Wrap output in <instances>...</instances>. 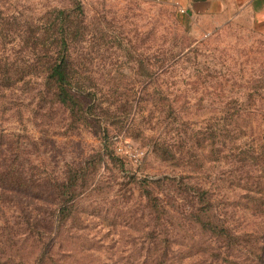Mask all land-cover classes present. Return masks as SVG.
<instances>
[{"label": "rangeland", "instance_id": "1", "mask_svg": "<svg viewBox=\"0 0 264 264\" xmlns=\"http://www.w3.org/2000/svg\"><path fill=\"white\" fill-rule=\"evenodd\" d=\"M252 9L213 26L156 0H0V68L33 70L0 82V250L18 249L10 264H264V218L230 202L244 168L219 141L211 152L191 145L239 103L252 136L264 137V20ZM55 34L66 44L48 39ZM181 48L187 58L157 76L159 60ZM58 52L88 88H71L74 104L44 84ZM161 88L189 102L183 124L164 126L159 108L144 107ZM161 130L174 159L153 150ZM196 184L229 199L221 216L253 231L258 256L214 244L193 224Z\"/></svg>", "mask_w": 264, "mask_h": 264}, {"label": "trees", "instance_id": "2", "mask_svg": "<svg viewBox=\"0 0 264 264\" xmlns=\"http://www.w3.org/2000/svg\"><path fill=\"white\" fill-rule=\"evenodd\" d=\"M48 39H51L59 45L66 44L65 40L56 34L49 36ZM188 53L189 50L181 48L175 51V53L162 57L156 67V75L162 76L169 73L175 63L187 58ZM11 71L13 72V76L7 73L6 68L1 67L0 82L12 79L14 83L21 82L29 75H32L33 70L28 66H24L17 68L15 71L11 69ZM43 71L45 73L43 76L44 84L48 85L51 83V88L53 87L54 89L53 96L61 104L69 102L72 104L75 103L76 99L73 94L76 93L72 92L71 88H76L83 92L88 89L83 85L77 84V82L73 80V76H69L67 68L63 64V58L59 52ZM143 89L147 91L148 83L143 86ZM180 97L181 94L177 93V90H170V92H167V90L161 88L157 91L156 98H145L143 104L145 108H147L148 104H151L153 107L159 108V113L165 114V116H159L161 123L165 122L169 124L172 119L181 125L183 124L184 116L180 112L188 106L189 102L179 100ZM233 102L237 101H225L222 108L226 110L231 109V105L234 106L237 104ZM132 104L133 101H131L129 107ZM238 106L235 112H226L225 115L220 117L221 127L219 129L214 128L210 123L206 124L204 133H201L204 139L199 141V138L195 136V134L191 141V145H202V147H205L203 146V143H205L206 147H210L209 151L211 152V149L217 144V141H219L220 146L225 148L227 153L224 157L233 156L231 163L235 160L236 163L244 168L246 173L245 176L237 178V186H235L238 187V193L234 194L230 202L236 206H240L245 212L264 218V137L260 138L259 135L256 137L252 136L249 128L253 117L252 113L243 109L245 104L239 103ZM167 118L170 119V121H168ZM164 126H162V130ZM162 130L158 132L157 138L154 139L153 150L163 160L174 159L175 152L170 149L174 148V144H169L165 141L162 136ZM173 142L178 143V140ZM69 179L70 178H68V180ZM65 187L66 186L62 185V189H65ZM187 195H189V201L192 203L189 211H192L190 216L192 217L193 224H197L199 229L213 240L214 244H222V247H234L233 249L238 250L239 253L244 251L251 254L250 252H252L255 257L259 255L263 246L259 244L258 238L253 231L244 229L235 230L228 220H225V218L221 216L218 207L220 206L221 200H229L228 198L222 197L221 200L218 199L209 188L201 184H196L194 190L191 193L188 192ZM185 198V196L182 197V199ZM32 232L33 230L28 228L23 235L26 236L25 238H30ZM11 237L12 235L6 238V240H10ZM209 244L211 245V243ZM47 246L48 245L42 248L43 250L39 249V259L50 250L51 247L47 248ZM218 248L219 247H217V249ZM217 249L210 246L209 252L212 254L216 253ZM17 250L18 249L11 248L13 254L9 250H0V262L10 264L11 258L16 255ZM17 261L15 264L23 263L21 260Z\"/></svg>", "mask_w": 264, "mask_h": 264}, {"label": "crops", "instance_id": "3", "mask_svg": "<svg viewBox=\"0 0 264 264\" xmlns=\"http://www.w3.org/2000/svg\"><path fill=\"white\" fill-rule=\"evenodd\" d=\"M159 3L173 6L182 16L191 19L200 18L213 22L218 26L222 22L231 20L232 11L237 8L254 7L257 11L256 21L264 20V0H156ZM253 10V9H252Z\"/></svg>", "mask_w": 264, "mask_h": 264}]
</instances>
